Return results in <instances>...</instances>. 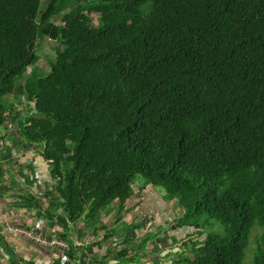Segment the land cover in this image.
<instances>
[{"label":"trees","instance_id":"trees-1","mask_svg":"<svg viewBox=\"0 0 264 264\" xmlns=\"http://www.w3.org/2000/svg\"><path fill=\"white\" fill-rule=\"evenodd\" d=\"M48 38L61 49L38 71ZM7 121L52 182L48 206L29 193L16 205L92 226L113 204L130 212L144 182L181 207L174 229L204 236L171 264H247L246 250L264 264V0H0V130ZM120 227L99 228L107 239ZM127 250L119 263H135Z\"/></svg>","mask_w":264,"mask_h":264},{"label":"crops","instance_id":"crops-1","mask_svg":"<svg viewBox=\"0 0 264 264\" xmlns=\"http://www.w3.org/2000/svg\"><path fill=\"white\" fill-rule=\"evenodd\" d=\"M10 126H5L6 129L2 128L0 130V135L5 136L2 142V154L0 155V167L2 168L0 185L4 184L8 186L7 176L10 181L9 185L11 187L17 186L16 189L21 188L23 190V187L18 186L22 180L25 182L24 189L31 187L39 191L38 189H41L40 185H51L49 167L42 156L40 147L34 145L29 150H25V142L22 141L18 126L14 124V127L11 129ZM6 136L9 141L13 139L11 145H7ZM17 136H20V140L22 141L18 148L15 147L17 145ZM8 163H10L12 168L7 169ZM28 169L29 174H27ZM141 185L139 188L138 186L134 188L135 195L133 194L132 196V198H135L138 196L137 193H142V195H139V201H127L126 207H134L136 209L137 207L144 206L146 210L154 207L156 202L149 201L151 198H147V196L151 190L155 197L158 196V193L153 191L150 185ZM17 203L18 201H9L4 192L3 194L0 193V248L3 250V253H0L1 264H117V262L120 264L119 260L115 257L114 251L111 252L108 248L98 247V243L93 239L94 236H91V231L94 230L93 226L68 223V227L64 228L63 224L58 223L56 218L53 221H48L44 216L39 217L34 208L24 203L16 205ZM163 204H165V201H163ZM46 206H48V202H46ZM113 206L114 204L111 207ZM37 220L44 224L49 236H67L65 240L70 244L71 251L63 253L55 246H41L6 230L7 223L30 227ZM180 229L183 230L185 228Z\"/></svg>","mask_w":264,"mask_h":264},{"label":"rangeland","instance_id":"rangeland-1","mask_svg":"<svg viewBox=\"0 0 264 264\" xmlns=\"http://www.w3.org/2000/svg\"><path fill=\"white\" fill-rule=\"evenodd\" d=\"M45 1V0H44ZM83 1V0H82ZM45 5V2H44ZM148 5L143 6V10H146ZM100 19L99 15L97 13H94L92 15V24L94 26L100 25ZM55 46L57 48L61 49V45H57L56 42L51 40V38H48L43 45L42 50L40 51V57L37 61L36 70L38 71H46L48 69V63L46 61V58L49 57V55H52L55 53ZM28 72H32V67H28ZM14 100L15 107L17 111H21L23 114H25V111L27 108H29L28 102L24 99V97H21L19 95L10 96V99ZM7 121L4 123V126H10V129L14 127V123H10ZM7 135V133H6ZM7 137V136H6ZM17 145L15 146L18 148L21 145L20 136H17ZM7 145H11V141H9L8 137L7 139ZM3 140L0 142V155L2 154L1 151ZM38 149V148H37ZM11 163V162H10ZM10 163L7 164V169L12 168ZM27 175V174H26ZM141 178H137L134 183L140 182ZM17 181L16 179H14ZM13 183V181H12ZM138 184V183H137ZM136 184V186H137ZM143 185H149L147 183H142ZM17 185V184H16ZM52 185V184H51ZM23 187V190L21 188L16 189V187H11V185L8 184L4 186V184H1L0 187H5L7 191L5 192V196L9 199V201H16L17 195H27L29 193L30 195H35V199L40 203H43V205L46 207V202L49 203V201H42L43 195L42 193L46 190V186L48 185H40L41 189L37 191L36 189H33L31 187H28L27 189H24L25 182L24 180L20 181V185ZM142 186V185H140ZM7 187V188H6ZM153 191H156L158 193V196L155 197L153 195L152 190L150 193H148L147 198L149 201H155L154 207L152 209L146 210V208L143 207H137L136 209L132 210L130 212L123 211L119 215L116 214V206L109 207L108 210H104L98 214V217L93 222V227L97 226V230L91 231V236H94V240L96 243H98L99 248L105 247V249H109L111 252H117L121 251V249L128 248L127 250V256L126 258H130V256L137 254L135 263L131 262H122L123 264H153L154 262H158L160 264H171L172 259L179 258V253L182 255V257L187 258L192 256L190 246V238L196 237V235L193 234V229H180V227L177 229H174V225H176V220L181 217L182 215V209L176 203V201H166L163 199L164 191L158 187L151 186ZM150 189V188H149ZM161 194H160V193ZM1 194H3V191H0ZM16 194V195H15ZM138 196L135 198H132L129 200V202L132 201H139L140 196L142 195L137 193ZM135 195V194H134ZM146 196V195H145ZM153 197V198H152ZM160 197V198H159ZM162 198V199H161ZM163 201H165V204H163ZM161 203V204H159ZM167 203V204H166ZM37 211V210H36ZM136 211H140L137 212ZM55 216H59L61 214V209L55 210ZM130 216V217H129ZM119 218V219H118ZM132 223H139V228L126 231V225L125 224H132ZM211 229L214 232H217L219 234H223L225 231V227L223 223L217 222V221H211ZM102 225H105L107 227V230L112 229L114 226L118 227L121 225V227H124L122 229H116L115 237H109L105 239V234L107 230L100 229ZM99 228V229H98ZM180 229V230H179ZM255 233V232H254ZM204 236L196 237L199 240L203 239ZM146 239V240H145ZM143 240H145V247L143 249L138 248V244H140ZM253 244H250V247H255L254 239L252 238ZM252 252L246 250L245 252V258L243 260V263L251 264L252 263ZM250 262V263H249ZM118 264V262H117ZM121 264V263H120Z\"/></svg>","mask_w":264,"mask_h":264},{"label":"built area","instance_id":"built-area-1","mask_svg":"<svg viewBox=\"0 0 264 264\" xmlns=\"http://www.w3.org/2000/svg\"><path fill=\"white\" fill-rule=\"evenodd\" d=\"M6 230L13 234L20 235L41 246H55L63 253L71 251V246L65 239L59 236H49L46 227L39 220L35 221L30 227L17 226L13 223H7ZM0 253H3L1 248Z\"/></svg>","mask_w":264,"mask_h":264}]
</instances>
